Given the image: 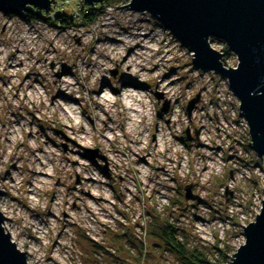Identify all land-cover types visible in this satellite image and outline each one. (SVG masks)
I'll list each match as a JSON object with an SVG mask.
<instances>
[{
  "label": "rangeland",
  "instance_id": "rangeland-1",
  "mask_svg": "<svg viewBox=\"0 0 264 264\" xmlns=\"http://www.w3.org/2000/svg\"><path fill=\"white\" fill-rule=\"evenodd\" d=\"M81 2L51 0L38 15L34 6L21 14L0 12L3 228L29 264H189L158 237L163 223L172 226L184 254L202 264H229L244 242L242 226L259 212L264 187V155L259 161L248 144L239 101L223 76L196 69L191 53L155 18L122 5L129 0ZM209 42L225 66H235L222 40ZM152 66L155 79L148 77ZM64 70L69 74L61 75ZM99 75L109 87L123 81L144 86L146 97L134 106L135 130L124 137L129 110L123 90L112 94L104 87L111 100H100ZM163 75L173 96L157 84ZM58 91L78 104L52 99ZM70 104L78 124L63 116ZM106 108L113 112L111 123L105 119L109 130L98 121ZM104 135H114V142ZM130 138L138 141L133 147ZM161 138L174 145L163 149ZM101 144L113 151L117 170ZM142 146L147 163H133L131 152L141 153ZM61 164L77 172L57 169ZM40 167L50 177L33 174ZM87 173L105 184L88 190L82 183ZM40 179L44 188L31 192ZM95 191L103 202L88 198Z\"/></svg>",
  "mask_w": 264,
  "mask_h": 264
},
{
  "label": "water",
  "instance_id": "water-1",
  "mask_svg": "<svg viewBox=\"0 0 264 264\" xmlns=\"http://www.w3.org/2000/svg\"><path fill=\"white\" fill-rule=\"evenodd\" d=\"M82 1L91 5L103 0ZM50 3L51 0H0V12L21 14L34 6L32 11L37 14ZM122 5L147 12L168 29L191 53L196 69L212 70L227 80L247 124V143L260 161L264 155V0H129ZM210 38L224 42L236 56L235 66L222 63V52L210 45ZM196 100L197 96L187 101L186 113ZM166 107L167 103L162 109ZM87 150L92 157L95 149ZM262 193L259 212L242 226L244 242L231 253L229 264H264V187ZM184 195L189 196V192ZM2 223L0 211V264H29L25 251L16 247Z\"/></svg>",
  "mask_w": 264,
  "mask_h": 264
},
{
  "label": "bare ground",
  "instance_id": "bare-ground-1",
  "mask_svg": "<svg viewBox=\"0 0 264 264\" xmlns=\"http://www.w3.org/2000/svg\"><path fill=\"white\" fill-rule=\"evenodd\" d=\"M125 55H127V54H125ZM119 61H120V63H123L124 61H125V58L124 57H122V58H120L119 59ZM19 64H22L21 63V59L19 60ZM152 70L153 71H155V73H153V74H149V78L150 79H155L156 78V76H157V74H156V68L154 67V66H152ZM62 74H69V71H67V70H64L62 73H61V75ZM99 78V81L97 80V83H101L100 85H102L100 88H98V89H96V93L97 94H101L100 95V100H103V101H105V102H108L109 100H111L110 98H109V96L105 93V91L104 90H106L105 88H108L109 89V91L113 94H118V92H119V90H123V92L121 93L122 94V98H121V100H122V105H125V108H127L128 110H129V113L127 114L128 115V121L126 122V124H125V127H124V129L123 130H120L121 128H123V126H121L120 124H119V130L120 131H122L121 133H120V136L121 137H124L128 132H132V131H134L135 130V125H134V121L136 120V116H137V110H136V108L134 107L135 105H137L138 103H139V101H143V99L146 97V95L144 94V93H142L141 92V89H144V86L142 85V84H139V83H134V84H132V83H129L128 81H123V84L119 87V88H115V87H109L108 85H107V83H105L104 81H102V78H101V75H99L98 76ZM101 78V79H100ZM167 78H168V75H163V77H161V78H157V84L159 85V87H160V89L163 91V92H165L166 94H167V96L168 95H171V96H173L174 95V93L173 92H170V88H167V89H165V86L168 84V83H171V81H170V79H169V82L168 81H166L167 80ZM94 80H96V78L94 79ZM55 82V81H54ZM43 86H41V88H42ZM105 87V88H104ZM165 89V90H164ZM17 90H18V88H17ZM36 94H37V92H36ZM51 96L53 97L52 99H55V98H59V96H61V97H64L69 103L70 102H72V103H77L78 104V101H77V99H76V97L75 96H72V95H67V94H65L63 91H58V92H55V93H52L51 94ZM114 99H116V98H113L112 99V103H113V100ZM53 101V100H52ZM56 101V100H55ZM174 101V100H173ZM54 102V101H53ZM111 105V107H114V105H112V104H110ZM66 107V109L64 110V117L65 118H72L73 120H74V122H75V124H78V117H77V115L75 114V112H74V109H75V107H73V104H70V105H68V106H65ZM148 110H149V108H146V114L148 113ZM109 109H107L106 108V110H105V112H104V115L103 116H105V117H103V118H100L98 121H100V123H101V125L102 126H104L105 127V119H107V122H109V123H111V120H112V118H111V116L113 115V112H111V113H109ZM29 113V112H28ZM197 117V114H195V118ZM21 126H23V123H21L20 124ZM61 127V129H63V126H60ZM79 128H81L80 127V125L78 126ZM94 127V126H93ZM92 127V128H93ZM67 129H69L70 130V128H68L67 127ZM113 129V128H112ZM112 129H110V130H112ZM105 130H109L107 127H105ZM114 130V129H113ZM112 130V131H113ZM70 136V135H69ZM27 137H29V138H32L33 140L36 138L35 136H33V135H31V134H27ZM70 138H73L72 136H70ZM77 138V137H76ZM105 141H107L108 142V138L110 139V141L111 142H114V135H112L111 137H108L107 138V135H104L103 137H102ZM78 139L80 140L79 142H82L83 140L82 139H80L79 137H78ZM143 140L141 141V144H143L144 143V138H142ZM140 141V140H139ZM35 142V141H34ZM129 142H131L132 143V147H133V144H137V142H136V140L135 139H132V138H130L129 139ZM201 141H200V139H198V141H197V143H196V145H200L201 143H200ZM31 142H29L28 143V145L26 146L27 147V150H28V148H32V143L30 144ZM83 143V142H82ZM81 143V144H82ZM170 145H174V144H172V143H170V141H168V138L165 140V139H162L161 138V147H163V149H165V148H168V147H170ZM102 146V144L100 145V147ZM150 150H154V149H156L157 148V140L156 139H151V142H150ZM143 148H142V152L141 153H137V154H135V153H133V151L131 152V154H130V160H132V162L134 163H136V160H137V162H138V160L139 161H142L143 163H147V160H146V158H145V156H148V155H150L149 153H146V150H145V146H142ZM100 150H101V152H102V154L104 155V156H106L107 158H108V160H109V163L113 166V169L114 170H117V168L119 167V162H117V159L115 160L114 159V154H113V151L112 150H110V149H107V148H103V146H102V148H99ZM149 149V148H148ZM199 153V152H198ZM199 154H201V153H199ZM112 155V156H111ZM189 158H193V156H191V157H189ZM189 158L187 159V160H189ZM55 160V159H54ZM166 160H167V158H166ZM69 161L71 162V165L72 164H74V166H79V163L78 162H75L74 160H73V158L72 159H69ZM57 169H59V170H61V171H64V172H73V171H75V172H77V167H73L72 166V168H68V169H66V168H64V165L63 164H61V165H59L58 167H57ZM33 174H36V175H38V176H40V175H43V176H47V177H50V173L49 172H47L46 170H45V168L44 167H40V170H38V171H33ZM92 174V173H91ZM78 179V178H77ZM35 182L36 183H38V184H40V187H39V189H36V186H33L32 188H31V192H36V191H38V190H41V189H43L44 188V184H43V182L41 181V179L40 180H35ZM82 183H83V186L85 185L86 187H87V189L89 190L90 188H92V186L93 185H95V187H99V185L100 184H105L104 182H101L97 177H94L93 175H90L89 173H87L86 175H85V177H84V180H82ZM34 189V190H33ZM97 190V189H96ZM88 198H92V199H95V198H97L100 202L102 201H104V199H103V196H101L100 195V193H98L97 191H95V193H93V192H90V194L88 195Z\"/></svg>",
  "mask_w": 264,
  "mask_h": 264
},
{
  "label": "trees",
  "instance_id": "trees-1",
  "mask_svg": "<svg viewBox=\"0 0 264 264\" xmlns=\"http://www.w3.org/2000/svg\"><path fill=\"white\" fill-rule=\"evenodd\" d=\"M81 6L84 7V2H81ZM29 10V9H28ZM30 11V10H29ZM159 238L164 241L166 245H168L173 251H175L183 260H186L189 264H202L201 259L194 255H186L183 252L182 245L176 238V233H174V229L172 226L163 223L159 228Z\"/></svg>",
  "mask_w": 264,
  "mask_h": 264
},
{
  "label": "flooded vegetation",
  "instance_id": "flooded-vegetation-1",
  "mask_svg": "<svg viewBox=\"0 0 264 264\" xmlns=\"http://www.w3.org/2000/svg\"><path fill=\"white\" fill-rule=\"evenodd\" d=\"M84 150H86L88 152V150L86 148H84ZM89 153V152H88Z\"/></svg>",
  "mask_w": 264,
  "mask_h": 264
}]
</instances>
